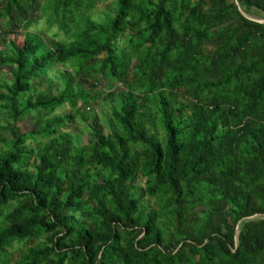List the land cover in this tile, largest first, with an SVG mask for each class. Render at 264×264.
<instances>
[{
    "label": "trees",
    "instance_id": "1",
    "mask_svg": "<svg viewBox=\"0 0 264 264\" xmlns=\"http://www.w3.org/2000/svg\"><path fill=\"white\" fill-rule=\"evenodd\" d=\"M237 1L0 0L26 31L1 40L0 264H264V22L241 11L264 0Z\"/></svg>",
    "mask_w": 264,
    "mask_h": 264
},
{
    "label": "rangeland",
    "instance_id": "2",
    "mask_svg": "<svg viewBox=\"0 0 264 264\" xmlns=\"http://www.w3.org/2000/svg\"><path fill=\"white\" fill-rule=\"evenodd\" d=\"M115 12V3L114 2H108V1H102L98 4V6L91 12V16L95 19L101 20L103 19L107 13L114 14ZM250 16L257 18L259 20H264L262 16H260L259 13L255 11H251ZM48 15L42 14L40 11L36 15L35 22L33 23V26L29 29L31 32H37L42 33L44 37L47 38H55L57 41L59 40H67L68 34L65 31H60L59 27L57 25L50 27L48 23ZM74 30L72 29L71 32ZM26 34V31L22 27L16 26L14 23H10L8 25L6 20L0 21V50H6L7 45L1 42L3 39H15L17 42H21ZM13 65L7 64V65H0V82L6 81L11 82L13 79ZM58 68H61L62 70H66L67 68L64 66L58 65ZM56 76V70H53L51 74V79H53V83L60 82ZM100 82L96 85V81L94 79H90L87 86L94 85L96 86V89H93L94 91H102L103 93L99 96V98L91 103V109H87V112L89 114H98L102 119H105V116L110 113L111 110V104L112 99L106 98V95L104 92H108L112 86L109 83V80L107 78L100 77ZM79 80V79H78ZM80 82V80H79ZM95 88V87H94ZM92 90V89H91ZM70 110L68 105L59 107L56 114L63 115L67 113ZM91 112V113H90ZM86 113V114H88ZM52 116L50 113H36L32 112L29 115L25 116L20 121V126L23 131H32L34 128H38L42 124V120ZM5 116L4 114L0 113V123L2 120H4ZM72 130L79 134L80 136V143L81 144H87L91 140V135L89 128L86 125V122H84L80 117L77 118V121L72 128ZM0 133H3L0 131ZM41 140H45L43 138H40ZM31 145H37L35 141L31 140ZM140 185H142V182H140Z\"/></svg>",
    "mask_w": 264,
    "mask_h": 264
},
{
    "label": "water",
    "instance_id": "3",
    "mask_svg": "<svg viewBox=\"0 0 264 264\" xmlns=\"http://www.w3.org/2000/svg\"><path fill=\"white\" fill-rule=\"evenodd\" d=\"M236 2L238 3L237 0H236ZM241 11H242V13H243L246 17H248L249 19H252V20H255V21H259V22H264V20H259V19H257V18H254V17L250 16L249 14L245 13V12L243 11V9H241Z\"/></svg>",
    "mask_w": 264,
    "mask_h": 264
}]
</instances>
